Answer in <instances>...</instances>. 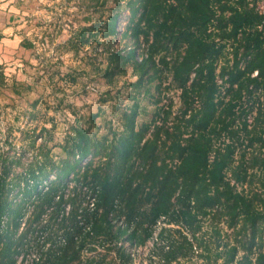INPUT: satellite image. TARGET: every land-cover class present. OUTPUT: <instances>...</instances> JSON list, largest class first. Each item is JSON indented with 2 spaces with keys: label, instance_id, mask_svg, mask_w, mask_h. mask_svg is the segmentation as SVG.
<instances>
[{
  "label": "trees",
  "instance_id": "obj_1",
  "mask_svg": "<svg viewBox=\"0 0 264 264\" xmlns=\"http://www.w3.org/2000/svg\"><path fill=\"white\" fill-rule=\"evenodd\" d=\"M115 3L105 75L167 80L179 106L137 124L134 103L100 138L74 127L58 161L46 128L4 139L0 264H264V0H123L120 33Z\"/></svg>",
  "mask_w": 264,
  "mask_h": 264
},
{
  "label": "rangeland",
  "instance_id": "obj_2",
  "mask_svg": "<svg viewBox=\"0 0 264 264\" xmlns=\"http://www.w3.org/2000/svg\"><path fill=\"white\" fill-rule=\"evenodd\" d=\"M105 1L95 8L93 0H0V39H6L0 40V149L6 138L17 147L21 132L46 128L51 155L58 161L65 157L64 141L74 127L89 128L100 138L110 129L120 130L122 114L134 103L139 107L137 124L149 122L156 107L178 108L179 90L167 80L134 87L131 69L124 75H105V42L116 49L121 40L103 36V22L116 4ZM120 3L119 33L127 14L123 0ZM92 26L91 43L78 46L81 28ZM22 42L31 47L23 48ZM258 179L252 189H260ZM207 224L203 230L208 234ZM223 233L230 231L223 227ZM142 252L146 256L147 248ZM143 264H149L147 259Z\"/></svg>",
  "mask_w": 264,
  "mask_h": 264
},
{
  "label": "crops",
  "instance_id": "obj_3",
  "mask_svg": "<svg viewBox=\"0 0 264 264\" xmlns=\"http://www.w3.org/2000/svg\"><path fill=\"white\" fill-rule=\"evenodd\" d=\"M3 27L5 28V31H7V27H6V25L5 24H3ZM7 33V32H6ZM1 41H4V43H6L5 42V38H3V39H0ZM2 47H3V44H2V42L0 43V51L2 50Z\"/></svg>",
  "mask_w": 264,
  "mask_h": 264
},
{
  "label": "built area",
  "instance_id": "obj_4",
  "mask_svg": "<svg viewBox=\"0 0 264 264\" xmlns=\"http://www.w3.org/2000/svg\"><path fill=\"white\" fill-rule=\"evenodd\" d=\"M92 206V203L89 204V207Z\"/></svg>",
  "mask_w": 264,
  "mask_h": 264
}]
</instances>
